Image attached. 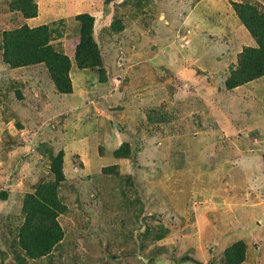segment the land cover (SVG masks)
Listing matches in <instances>:
<instances>
[{
  "label": "rangeland",
  "instance_id": "1",
  "mask_svg": "<svg viewBox=\"0 0 264 264\" xmlns=\"http://www.w3.org/2000/svg\"><path fill=\"white\" fill-rule=\"evenodd\" d=\"M34 1L71 90L45 62L11 67L0 50V264H233L236 241L237 264H264V76L258 96L224 85L255 45L232 2L264 0ZM12 2L0 0V40L38 26ZM81 12L101 67L75 60ZM60 152L63 237L30 258L23 204Z\"/></svg>",
  "mask_w": 264,
  "mask_h": 264
},
{
  "label": "trees",
  "instance_id": "2",
  "mask_svg": "<svg viewBox=\"0 0 264 264\" xmlns=\"http://www.w3.org/2000/svg\"><path fill=\"white\" fill-rule=\"evenodd\" d=\"M11 5V4H10ZM26 18L37 14L34 0H13ZM233 9L240 22L245 26L255 41L253 46H244L237 54L235 67L224 80L228 90L243 85H253L254 93L263 91L256 82L264 76V10L249 1H233ZM80 22L79 39L75 48V60L79 67H101L102 60L97 43L92 37L94 16L89 12L75 15ZM50 26V25H49ZM0 40L1 57L11 67L30 63L47 64L58 90L67 93L71 90L68 78L70 61L67 55L51 48L48 41V24L29 27L23 24L14 30H4ZM257 96L259 93L256 94ZM255 95V96H256ZM254 101V100H253ZM62 152L52 163L54 179L41 183L34 193L26 195L23 204V222L18 227L17 244L30 258H38L48 254L52 247L62 239L63 230L58 216L66 209L59 194L65 177L62 171ZM264 166V152L262 154ZM244 246L241 241L232 243L225 252L232 254V263L243 259Z\"/></svg>",
  "mask_w": 264,
  "mask_h": 264
},
{
  "label": "crops",
  "instance_id": "3",
  "mask_svg": "<svg viewBox=\"0 0 264 264\" xmlns=\"http://www.w3.org/2000/svg\"><path fill=\"white\" fill-rule=\"evenodd\" d=\"M41 1L43 2V0H41ZM64 3H66L65 0H64ZM37 4H40V3L38 2ZM39 11H40V10H39V8H38V11H37L38 13H37L36 16H34V17H29L28 20L26 19V21H28V24H30L31 26H35L34 22H35L37 25H39V24H44V23L48 22V21H47L48 18H46L45 15H41ZM54 19H56V18H53V19H51V20H54ZM255 97L257 98V96H255ZM253 100H254V99H253ZM254 101H255V100H254ZM244 156H246V153H245ZM260 161H261V160H260ZM244 168H246V167H244Z\"/></svg>",
  "mask_w": 264,
  "mask_h": 264
}]
</instances>
